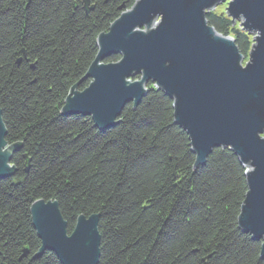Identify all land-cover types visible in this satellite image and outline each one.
Returning a JSON list of instances; mask_svg holds the SVG:
<instances>
[{
	"label": "trees",
	"instance_id": "obj_1",
	"mask_svg": "<svg viewBox=\"0 0 264 264\" xmlns=\"http://www.w3.org/2000/svg\"><path fill=\"white\" fill-rule=\"evenodd\" d=\"M85 1L0 0V108L8 144L21 147L15 175L0 179V264H61L52 252L35 258L38 200L58 203L70 233L79 216H100L99 264H264L261 244L238 226L247 168L223 148L195 168L163 91L150 84L106 132L63 115L70 90L90 84L98 36L137 0ZM207 20L249 54L251 35L230 17Z\"/></svg>",
	"mask_w": 264,
	"mask_h": 264
},
{
	"label": "water",
	"instance_id": "obj_2",
	"mask_svg": "<svg viewBox=\"0 0 264 264\" xmlns=\"http://www.w3.org/2000/svg\"><path fill=\"white\" fill-rule=\"evenodd\" d=\"M228 1L227 16L253 37L246 63L235 39L207 20ZM97 45L83 79L90 84L70 90L63 115L90 118L106 132L119 125L128 105L143 102L150 84L163 91L174 101L175 123L189 136L195 168L219 148L232 150L247 168L238 226L261 244L264 259V0H137ZM113 56L120 60L105 62ZM6 138L0 108V179L15 175L12 157L21 148ZM30 214L42 243L35 258L52 252L61 264H99V215L79 216L70 233L55 201L34 202Z\"/></svg>",
	"mask_w": 264,
	"mask_h": 264
},
{
	"label": "rangeland",
	"instance_id": "obj_3",
	"mask_svg": "<svg viewBox=\"0 0 264 264\" xmlns=\"http://www.w3.org/2000/svg\"><path fill=\"white\" fill-rule=\"evenodd\" d=\"M228 3H229V1L220 4L219 6H217V7L213 10V12L223 13V14L227 15ZM230 19H231V18H230ZM234 26L237 27L238 30H242V27H241L240 22H235V23H234ZM250 37L253 39L252 36H250ZM245 57H246V58H245L244 63H246V62L248 61L249 56L247 55V56H245Z\"/></svg>",
	"mask_w": 264,
	"mask_h": 264
}]
</instances>
